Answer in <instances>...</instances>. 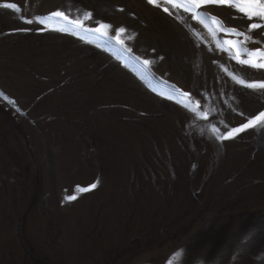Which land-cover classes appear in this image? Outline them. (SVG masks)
<instances>
[{
    "label": "rangeland",
    "instance_id": "obj_1",
    "mask_svg": "<svg viewBox=\"0 0 264 264\" xmlns=\"http://www.w3.org/2000/svg\"><path fill=\"white\" fill-rule=\"evenodd\" d=\"M7 3L0 264H264V120L218 139L264 112V89L237 82L264 69L224 50L242 37L166 0ZM197 11L264 49L256 18Z\"/></svg>",
    "mask_w": 264,
    "mask_h": 264
},
{
    "label": "snow or ice",
    "instance_id": "obj_2",
    "mask_svg": "<svg viewBox=\"0 0 264 264\" xmlns=\"http://www.w3.org/2000/svg\"><path fill=\"white\" fill-rule=\"evenodd\" d=\"M168 4H172L174 7H184L187 11L192 12L195 14L196 18L203 17L207 19L210 25L214 26L213 31L215 32H223L226 35H231L235 37H242V39L238 40H226L223 41V44L226 45L224 48L225 51H229L232 54V58L236 59L240 64L249 65L253 68L264 69V49H248L245 47L246 42H252L253 38L250 35H247L244 32H239L234 28H226L222 21H220L217 17L209 16L207 13H199L197 10L201 9L207 5H227L231 8H234L239 13L243 14L249 20H253L256 18L258 22H253L248 25V30L251 31L253 29H261L264 28V0H166ZM149 4H156L157 0H148ZM0 7L15 9L19 11V8L14 3H7L0 5ZM165 12L168 11L167 8L164 9ZM53 16L62 17L63 19L67 20L68 18L64 15L63 12H54L52 13ZM40 24H45L46 20L41 19L39 17L35 18ZM84 19H91V14H85ZM27 23H33V20H27ZM76 26L81 25V21L75 20L71 21ZM206 27L209 26L208 24L205 25ZM111 28V25L101 23L99 27L94 29L93 31L100 33L103 36L108 35L107 29ZM126 31L124 28H120L116 30V37L118 38L121 34ZM123 43L122 40L119 41ZM145 64H148L149 61H144ZM236 79V77H233ZM237 82L248 87V88H259L264 89V82L260 83H246L243 79H237ZM183 97H188V93H183ZM187 106V105H186ZM193 111L196 109L193 108ZM205 118H207V113L202 114ZM264 120V112L260 113L255 118L249 120L247 123L241 125L239 128L232 129L225 135H221L218 139L226 140L233 138L235 135L239 134L240 132L245 131L246 129L253 128L261 123ZM213 131H217L213 129ZM96 185L93 184L88 189L81 188L79 189L80 192L89 191L91 188H95ZM68 200H75L76 196H68ZM177 257L179 253L176 254ZM171 264V262H170Z\"/></svg>",
    "mask_w": 264,
    "mask_h": 264
}]
</instances>
